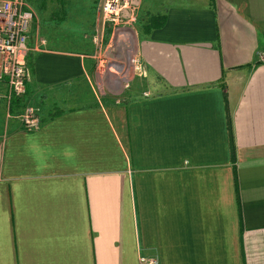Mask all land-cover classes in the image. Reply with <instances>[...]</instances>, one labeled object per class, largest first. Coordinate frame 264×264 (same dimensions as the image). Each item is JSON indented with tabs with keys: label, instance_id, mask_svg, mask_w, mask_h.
Returning a JSON list of instances; mask_svg holds the SVG:
<instances>
[{
	"label": "crops",
	"instance_id": "1",
	"mask_svg": "<svg viewBox=\"0 0 264 264\" xmlns=\"http://www.w3.org/2000/svg\"><path fill=\"white\" fill-rule=\"evenodd\" d=\"M150 3L166 92L101 99L85 54L36 44L41 126L0 101V264H264V0Z\"/></svg>",
	"mask_w": 264,
	"mask_h": 264
},
{
	"label": "rangeland",
	"instance_id": "2",
	"mask_svg": "<svg viewBox=\"0 0 264 264\" xmlns=\"http://www.w3.org/2000/svg\"><path fill=\"white\" fill-rule=\"evenodd\" d=\"M23 2L34 13L27 54L30 73V63L35 55L32 48L37 44L40 49L72 50L85 54L90 60L91 93H96L101 99L117 103L138 96L153 97L168 90L157 77L147 73L138 56L139 42L151 18L162 15H152L155 12L150 3L152 0H130L129 7L122 9L116 19L105 18L103 0ZM133 41L136 42V55L131 58L128 53L126 58L125 50L118 48V44L122 42L131 47ZM124 58L132 60V67L125 75L120 66ZM110 62L111 74L102 79V69L109 67ZM123 75L125 79L121 81ZM25 103L36 106L26 99L19 105Z\"/></svg>",
	"mask_w": 264,
	"mask_h": 264
},
{
	"label": "built area",
	"instance_id": "3",
	"mask_svg": "<svg viewBox=\"0 0 264 264\" xmlns=\"http://www.w3.org/2000/svg\"><path fill=\"white\" fill-rule=\"evenodd\" d=\"M129 4L130 0H103L102 11L106 19H116ZM33 19V11L23 0H0V101H6L7 114H16L28 130L42 123L40 108L29 103L19 105L28 95L31 78L27 54ZM156 263L155 259L148 261Z\"/></svg>",
	"mask_w": 264,
	"mask_h": 264
},
{
	"label": "trees",
	"instance_id": "4",
	"mask_svg": "<svg viewBox=\"0 0 264 264\" xmlns=\"http://www.w3.org/2000/svg\"><path fill=\"white\" fill-rule=\"evenodd\" d=\"M213 2V0H212ZM166 15H157V16H153L149 22V24L146 27V33L150 32L152 29H157V28H161L165 25L166 23ZM30 65H32L31 67L33 68V61L32 63H30ZM227 121H228V130H229V134H230V139H231V158H232V162H235V147H234V137H233V128H232V119H231V113H230V109L227 106ZM236 190H237V195H238V183H237V178H236ZM238 203L239 202V197H238Z\"/></svg>",
	"mask_w": 264,
	"mask_h": 264
},
{
	"label": "bare ground",
	"instance_id": "5",
	"mask_svg": "<svg viewBox=\"0 0 264 264\" xmlns=\"http://www.w3.org/2000/svg\"><path fill=\"white\" fill-rule=\"evenodd\" d=\"M117 44V43H116ZM117 48V47H116ZM118 48H122V50H125V55H126V58H127V55L128 53L131 54V58L134 57L136 55V42L133 41V45L131 47L127 46L126 44H122V42L120 44H118ZM124 58V62L122 64H120V66H122V70L125 71L124 72V75L126 72H128L129 68L132 67V60H128ZM112 62V60H111ZM110 62V63H111ZM134 62V61H133ZM134 64V63H133ZM109 67H106L104 69H102V72H101V78H105L107 76H109L111 74V69L110 67L112 66V63L111 64H108ZM114 66V65H113ZM119 70V69H118ZM130 72V71H129ZM127 74V73H126ZM124 75L123 77H121V81L124 80Z\"/></svg>",
	"mask_w": 264,
	"mask_h": 264
}]
</instances>
